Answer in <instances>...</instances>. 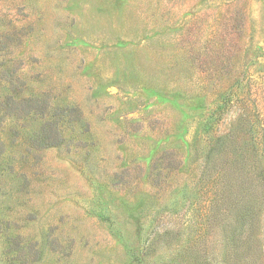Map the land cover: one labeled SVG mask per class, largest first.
Returning <instances> with one entry per match:
<instances>
[{
    "label": "rangeland",
    "instance_id": "rangeland-1",
    "mask_svg": "<svg viewBox=\"0 0 264 264\" xmlns=\"http://www.w3.org/2000/svg\"><path fill=\"white\" fill-rule=\"evenodd\" d=\"M264 0H0V264H264Z\"/></svg>",
    "mask_w": 264,
    "mask_h": 264
},
{
    "label": "trees",
    "instance_id": "trees-1",
    "mask_svg": "<svg viewBox=\"0 0 264 264\" xmlns=\"http://www.w3.org/2000/svg\"><path fill=\"white\" fill-rule=\"evenodd\" d=\"M254 170H257L258 172H264V166L259 165V164H254Z\"/></svg>",
    "mask_w": 264,
    "mask_h": 264
}]
</instances>
